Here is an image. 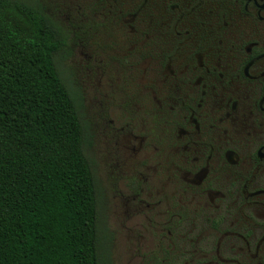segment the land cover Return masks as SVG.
I'll return each mask as SVG.
<instances>
[{
	"label": "flooded vegetation",
	"instance_id": "obj_1",
	"mask_svg": "<svg viewBox=\"0 0 264 264\" xmlns=\"http://www.w3.org/2000/svg\"><path fill=\"white\" fill-rule=\"evenodd\" d=\"M94 2L143 75L135 125L154 123L119 149L129 255L264 264V0Z\"/></svg>",
	"mask_w": 264,
	"mask_h": 264
},
{
	"label": "trees",
	"instance_id": "obj_2",
	"mask_svg": "<svg viewBox=\"0 0 264 264\" xmlns=\"http://www.w3.org/2000/svg\"><path fill=\"white\" fill-rule=\"evenodd\" d=\"M36 8L0 0V264H99L84 129Z\"/></svg>",
	"mask_w": 264,
	"mask_h": 264
},
{
	"label": "rangeland",
	"instance_id": "obj_3",
	"mask_svg": "<svg viewBox=\"0 0 264 264\" xmlns=\"http://www.w3.org/2000/svg\"><path fill=\"white\" fill-rule=\"evenodd\" d=\"M16 1L47 16L63 40L54 62L84 129L83 152L96 192L99 264H147L138 249L129 255L131 239L138 241V232L132 235L129 229L121 196L129 182L119 149L129 153L124 147L138 141L131 133L145 135L154 126L150 118L144 127L141 122L135 125L144 117L145 85L143 75L125 68L132 61L125 50L129 45L121 32L111 31V14H106V29L101 28L99 19L105 13H100L95 0Z\"/></svg>",
	"mask_w": 264,
	"mask_h": 264
}]
</instances>
